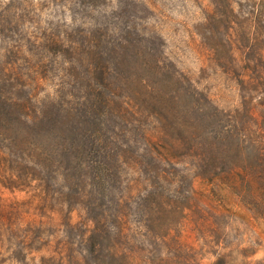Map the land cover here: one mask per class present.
<instances>
[{
  "label": "rangeland",
  "instance_id": "374dc122",
  "mask_svg": "<svg viewBox=\"0 0 264 264\" xmlns=\"http://www.w3.org/2000/svg\"><path fill=\"white\" fill-rule=\"evenodd\" d=\"M7 6L5 26L46 20L60 31L72 18L133 45L111 53L119 81L128 79L102 89L112 101L91 118L110 161L107 196L70 151L60 156L58 127L20 119L38 107L52 126L62 116L87 124L82 70L97 57L68 52L65 79L54 66L32 88L33 109L17 107L0 132L16 142L0 160V264H264V87L249 81L244 59L260 54L254 78L264 77V0H0V12ZM141 43L151 54L140 55ZM9 173L17 182H4ZM99 223L104 239L87 248Z\"/></svg>",
  "mask_w": 264,
  "mask_h": 264
},
{
  "label": "trees",
  "instance_id": "16d2710c",
  "mask_svg": "<svg viewBox=\"0 0 264 264\" xmlns=\"http://www.w3.org/2000/svg\"><path fill=\"white\" fill-rule=\"evenodd\" d=\"M72 1L73 0H68V2ZM62 6L67 7V3H64ZM89 6L96 9V7L92 6L90 3ZM28 7H31V5ZM33 7L35 6L33 5ZM10 8V6H7L6 8L1 7V18L3 16L5 18L7 17ZM17 10H19L18 7ZM34 15L35 13L33 12L29 17L32 19L28 22L34 21ZM84 17H81V19ZM5 18H3L2 21ZM71 20H73L71 21L72 24L65 23L67 28H61L60 31H56L54 26L46 20L44 21L47 25L42 26H38V24L26 25L24 24L25 22L22 23L21 27L20 24L5 26L3 23H0V132L6 131L7 128L10 127L11 124L8 122L17 120V118L14 117V115H16L17 107H20L22 104L24 105L25 102H29V106L33 109L31 103V97L33 95L32 88H38L40 81L44 80L45 76H49L54 72V66H56L55 68L61 73L62 79H65L68 75L69 68V65H66V63H70L69 60L63 59V56L68 52L76 51V53H78L81 51L84 57H89L91 55H93L92 57H97V59L94 58L88 61L86 67L83 66L84 71L82 70V73L84 74L82 76L84 78L82 86L85 88V91L89 93V96H84L87 104L83 109H79V112L80 114L83 112L84 117L89 119L87 124L86 119L84 122L77 111L76 116L80 118L79 120L72 121L68 126L62 116L59 117L60 121H53L55 125L52 126L50 122H43L48 119L44 114V118H41L40 114L35 112L38 107H34L33 111L35 115L30 117L29 113H24L25 116L20 119L25 122L27 127H34L37 123L41 122L43 126H45L43 128L50 134H54V127H58L56 128V131L60 142V156L69 157L67 152L70 151V159H74L73 164L84 166L88 169L91 182L94 186L92 188L97 190L100 194L107 196L108 191L112 186L107 173L109 171L110 161L103 151L105 147L102 146L103 144L97 135V132H99L100 129L94 126L93 120L95 121L94 115L99 114L100 111L104 112L105 109H108L109 103L112 101L111 96H109V94L105 95L102 92V89L105 88L107 90V88L112 85L119 86V83L117 82L120 81L116 75V63H114L115 59L111 58V53L116 51L117 46H119V53L126 52V50L133 45V42H130L129 34L123 35L121 33L122 39H120L121 37L114 38L108 33L101 32L98 28H93L92 30L89 28L83 29L82 24H85L84 21L77 23L75 22L77 21L76 19L71 18ZM98 26L99 25L95 24L94 27ZM81 40L87 41V47L85 46L81 49L75 45L77 41ZM102 43L105 45L102 46ZM150 46L151 45L147 43H141L140 55L151 54V50H149ZM134 47L131 48L132 54ZM78 48L81 50H77ZM13 54L18 62L12 57ZM18 54H21V57H18ZM249 57H251L249 54L244 55V59H246L245 68L252 73L254 72L249 81L258 87H264V77L254 78L255 72L258 73L257 62L262 61V56L257 53L254 59ZM19 60L22 61V64H24L25 68L28 70L27 75H23L19 70V64H21L19 63ZM76 66H81L79 61L76 62ZM143 67L147 68L148 64H144ZM127 79L128 78H125L120 82L121 86ZM13 80L17 81L16 84L20 87L19 89L16 88L18 89V92L16 93L18 96L11 94L16 92L11 91L15 88L14 86L11 89H8L9 83ZM69 83L71 84V82ZM24 87H30L28 89L29 92L26 97H19V95L23 93V91L19 90ZM262 95L264 99V93H262ZM25 108L26 107L22 110ZM198 110L200 111V109ZM42 111L43 110H41V112ZM38 135H35L34 139L38 138ZM0 143L8 148L6 153L4 152V149L0 148V160L7 161V158L10 156V150L15 148L16 142L13 139H10L1 140ZM33 164L35 167L37 166L38 170H45V164ZM10 166L12 172L14 166ZM4 178V182L7 184L17 182L13 173L4 175ZM20 180L24 179L22 178ZM0 182H3V180ZM100 220L101 218L97 217L96 221L99 222ZM101 224L102 223H99L97 225L98 228L90 229L87 237H83L84 246L89 248V245H91V248L94 249L101 245V239H104L100 230ZM121 230L122 227L117 225V232L114 233V248L118 246V243L122 239ZM113 252L116 255H119V252Z\"/></svg>",
  "mask_w": 264,
  "mask_h": 264
}]
</instances>
